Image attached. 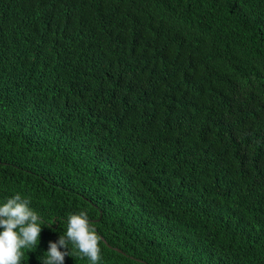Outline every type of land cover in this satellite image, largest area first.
<instances>
[{
    "label": "trees",
    "instance_id": "16d2710c",
    "mask_svg": "<svg viewBox=\"0 0 264 264\" xmlns=\"http://www.w3.org/2000/svg\"><path fill=\"white\" fill-rule=\"evenodd\" d=\"M16 193L53 223L22 264L80 210L99 264H264V0H0Z\"/></svg>",
    "mask_w": 264,
    "mask_h": 264
},
{
    "label": "clouds",
    "instance_id": "9594fccd",
    "mask_svg": "<svg viewBox=\"0 0 264 264\" xmlns=\"http://www.w3.org/2000/svg\"><path fill=\"white\" fill-rule=\"evenodd\" d=\"M46 222L31 207V200L16 193L0 204V264H22L25 250H36ZM102 237L87 211L80 210L67 217L66 231L57 241H49L47 251L38 259L42 264H65L66 256L79 254L90 264H99L102 259ZM63 249V250H61Z\"/></svg>",
    "mask_w": 264,
    "mask_h": 264
}]
</instances>
